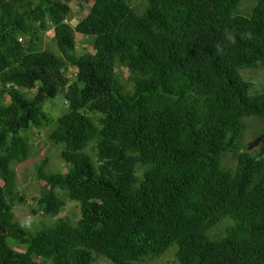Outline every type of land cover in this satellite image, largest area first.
Wrapping results in <instances>:
<instances>
[{
  "label": "trees",
  "instance_id": "1",
  "mask_svg": "<svg viewBox=\"0 0 264 264\" xmlns=\"http://www.w3.org/2000/svg\"><path fill=\"white\" fill-rule=\"evenodd\" d=\"M71 1L89 4L75 24ZM241 2L0 0V264H157L169 248L178 264H264V137L240 141L250 118L264 131V86L240 72L264 69V0ZM43 128L67 168L35 164L26 223L12 163ZM65 197L79 216L45 222Z\"/></svg>",
  "mask_w": 264,
  "mask_h": 264
},
{
  "label": "rangeland",
  "instance_id": "2",
  "mask_svg": "<svg viewBox=\"0 0 264 264\" xmlns=\"http://www.w3.org/2000/svg\"><path fill=\"white\" fill-rule=\"evenodd\" d=\"M255 0H242L238 7V12L243 10V13H248L251 10V7L253 6ZM70 10L67 13L68 15V21L71 24H75L79 18H81L88 10L89 4L88 3H82L78 4L75 1H71L69 3ZM77 47L76 51L78 53H81L85 50L91 51L92 48L90 46L89 38L82 35L81 33H75ZM21 39H23L21 37ZM44 42L47 46H49L50 49L56 50V46L53 42V32L52 28L45 31L44 35ZM244 68H242L243 70ZM242 72L243 76L246 78L250 77L252 80V84L254 87L253 91H259L264 86V69H261V67H255V68H246ZM66 71L64 72V74ZM72 73L69 75L71 76ZM44 110L48 113H50L53 116H58L59 114L63 113L67 108V102L64 100V92H59L55 97L51 99H47L44 102L43 106ZM262 125V121L258 118H250L248 122V130H245L244 135L241 138V143H245V145H248V143L255 137L254 136V130L259 128V126ZM46 128H43L42 130H33L30 134V156L21 162L14 161L12 163V168L15 173V180H14V192L17 195H22L23 200H19L18 196H16L14 202H13V212L14 216L19 219L23 220L26 223L33 222L34 216H32V213L30 211L31 206L35 205V200H33V197H37L40 195L42 186L44 185V181L40 180L36 176L35 172V164L39 161L40 158L46 157L47 165L46 169L49 171H65L67 168V163L65 160H63L59 155V150L57 146H53L47 138L44 135L43 130ZM247 131V132H246ZM225 165H230L234 162V159L230 156H226L223 160ZM65 202L62 206L59 213L52 217V216H46L43 217V220L45 222L51 223L53 220H55L59 216L68 217L71 220H75L79 216V211L77 208V205L74 201H71L67 197L64 198ZM229 221L226 219H222L217 224L218 232L227 225ZM215 232H217L216 229H214ZM176 247V244L172 245ZM171 247V246H170ZM174 248V247H171ZM170 249V248H169ZM163 254L157 264H178L176 261V258L173 253V249H170ZM107 260L102 257H97L95 260V264H107Z\"/></svg>",
  "mask_w": 264,
  "mask_h": 264
},
{
  "label": "water",
  "instance_id": "3",
  "mask_svg": "<svg viewBox=\"0 0 264 264\" xmlns=\"http://www.w3.org/2000/svg\"><path fill=\"white\" fill-rule=\"evenodd\" d=\"M262 137H264V131H263L261 134L255 136V137H254V138L248 143L247 148H248V149H251L252 147H255V146L259 143V141L261 140Z\"/></svg>",
  "mask_w": 264,
  "mask_h": 264
},
{
  "label": "clouds",
  "instance_id": "4",
  "mask_svg": "<svg viewBox=\"0 0 264 264\" xmlns=\"http://www.w3.org/2000/svg\"><path fill=\"white\" fill-rule=\"evenodd\" d=\"M72 73L71 77L74 78L76 76V71L75 68L70 66L66 69V73L65 75H67V77H70L69 75Z\"/></svg>",
  "mask_w": 264,
  "mask_h": 264
}]
</instances>
